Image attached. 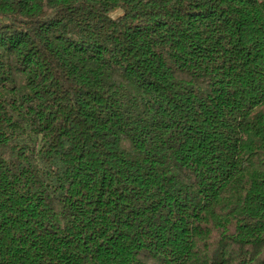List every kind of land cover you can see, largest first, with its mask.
Wrapping results in <instances>:
<instances>
[{
	"label": "trees",
	"instance_id": "1",
	"mask_svg": "<svg viewBox=\"0 0 264 264\" xmlns=\"http://www.w3.org/2000/svg\"><path fill=\"white\" fill-rule=\"evenodd\" d=\"M0 264H264V0H0Z\"/></svg>",
	"mask_w": 264,
	"mask_h": 264
}]
</instances>
